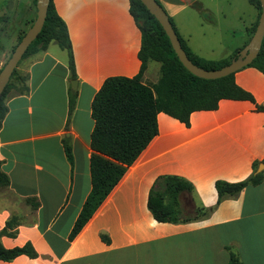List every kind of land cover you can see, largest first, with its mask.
Segmentation results:
<instances>
[{
	"label": "crops",
	"instance_id": "0c3cea01",
	"mask_svg": "<svg viewBox=\"0 0 264 264\" xmlns=\"http://www.w3.org/2000/svg\"><path fill=\"white\" fill-rule=\"evenodd\" d=\"M158 1L190 50L211 61L242 50L248 29L260 18L250 0ZM53 3L70 35L76 90L71 87L67 52L58 44L62 51H50L55 42L21 61L19 69L27 78L8 92V112L0 129L1 170L10 179V186L0 190V232L15 217L16 236H2V245L12 249L31 243L38 256L22 255L0 264H228L231 251L242 264H264V110L249 101L221 100L215 111L194 112L189 126L158 114V135L70 239L92 191L93 99L105 80L138 75L142 35L129 0ZM36 4L25 0L18 38L33 25ZM19 9L20 0H0V15L9 16L7 24ZM221 19L226 28H220ZM5 25L1 23L0 30ZM223 32L239 42L229 45L219 39L210 54L202 52ZM17 45L10 46L11 54ZM7 61L0 54V71ZM155 64L151 61L144 74L150 85L159 77L160 66ZM235 82L264 108L263 73L246 67L236 72ZM23 86L27 92L19 91ZM72 93L76 97L71 110ZM66 139L72 163L65 153ZM259 167L261 183L218 201L217 181L238 183ZM162 176L191 183L192 191L181 196L182 207L194 216L196 209L204 214L186 222H158L148 200ZM28 199H35L38 208Z\"/></svg>",
	"mask_w": 264,
	"mask_h": 264
},
{
	"label": "trees",
	"instance_id": "16d2710c",
	"mask_svg": "<svg viewBox=\"0 0 264 264\" xmlns=\"http://www.w3.org/2000/svg\"><path fill=\"white\" fill-rule=\"evenodd\" d=\"M156 1L161 5L158 0ZM36 2L37 0H35ZM129 2L130 14L142 35L138 55L142 63L141 69L138 75L133 78L114 77L105 80L93 99L92 118L95 125L91 135L93 154L90 159L92 191L73 227L70 239H74L80 233L124 177L129 167L136 162L142 152L158 135V114L165 113L189 126L190 117L194 112L215 111L220 101L225 99L249 101L255 105L257 110H264L262 106L256 103L250 93L236 84V73L214 80L202 79L191 74L179 61L169 38L156 18L140 0H129ZM250 2L259 10L261 16L262 6L260 1L250 0ZM169 19L189 59L205 70H219L227 66L234 58L238 57V53L241 51L238 50L231 57L219 61L199 57L190 50L178 33L172 19L170 17ZM8 21L9 16L0 18V24L5 25ZM258 23L259 21L248 29V43L256 31ZM24 35L25 33L21 36L20 41ZM52 42H55L67 52L71 78L76 80L74 53L68 28L58 15L53 0H50L43 29L29 46L22 60L30 55L46 51ZM151 61L160 64V78L155 84L150 85L144 82V74ZM248 67L256 68L264 74V38L258 56ZM16 71L15 69L0 100V129L8 112L5 99ZM19 91L27 92L28 87L23 86ZM75 97L76 94L72 93L71 110L74 106ZM64 149L68 160L72 163V149L67 139L64 141ZM262 180V174L256 173L255 168L254 172L244 181L238 183L217 181L215 188L218 201L221 202L228 196L236 197L247 186L257 185ZM9 186L10 179L1 170L0 162V190H5ZM192 189V184L180 177H159L150 191L148 200V207L154 218L162 223L191 220V216L181 217V196L183 193H190ZM27 202L34 209L39 206L35 199H28ZM200 214H204V211L196 209V215ZM196 215L194 217H197ZM17 226L18 222L14 217L6 223V226L0 232V260L2 261L9 262L22 255L29 258L38 256L31 243L12 249H6L2 245L1 237L16 236L17 232L14 231V228ZM103 239L106 242L108 241L106 236H103ZM228 264H242V262L237 254L231 251Z\"/></svg>",
	"mask_w": 264,
	"mask_h": 264
},
{
	"label": "water",
	"instance_id": "95a60500",
	"mask_svg": "<svg viewBox=\"0 0 264 264\" xmlns=\"http://www.w3.org/2000/svg\"><path fill=\"white\" fill-rule=\"evenodd\" d=\"M143 5L148 9V11L156 18L159 24L162 26L164 32L170 40L171 46L176 53L179 61L183 66L194 76L206 79L214 80L226 77L230 74H234L239 70L248 67L253 60L258 56L260 49L262 47V42L264 38V0H259L262 6L261 16L259 18V23L256 31L249 43L238 53V57L234 58L230 64L219 69L208 71L196 64H194L186 52L182 48L181 42L175 32L172 23L170 22L169 16L166 11L162 8L156 0H140ZM50 0H37V16L31 26V28L25 33L19 44L13 51L10 59L4 65L3 69L0 71V100L2 94L10 82V79L17 68L19 62L22 60L24 54L28 50L29 46L36 40L38 35L43 29L46 21L48 7ZM77 81L73 80L71 83L72 90H76ZM261 172V167L258 168L257 173Z\"/></svg>",
	"mask_w": 264,
	"mask_h": 264
},
{
	"label": "rangeland",
	"instance_id": "374dc122",
	"mask_svg": "<svg viewBox=\"0 0 264 264\" xmlns=\"http://www.w3.org/2000/svg\"><path fill=\"white\" fill-rule=\"evenodd\" d=\"M24 4H25V0H20V9L18 10V13L14 16L13 22H11V24L5 25L0 30V54H4L6 56L7 60H9L11 55H12L11 54V49L12 48H10V46H15L16 44H19L20 38L22 36V35H20V37L18 38V35L16 34V30H17L19 24L24 19V7H23ZM2 16H8V15L4 14ZM33 16H34V14H33ZM237 25H238L237 28H241V26H242L241 21H239L237 23ZM220 26H221L220 28H222V29L226 28L225 22L222 19H221ZM238 35L239 34L237 33L236 37L239 38ZM219 39H220V41L224 42L225 44H229V45L239 42V40H235L237 38L234 39V37H231L227 33L223 32L220 36L216 35V39L213 38L210 41V46L211 47H208L207 45H204V47L201 49L202 52H205L206 54H208V53L210 54L212 48H216L215 46H217V44H218L217 42H218ZM49 48H50V51H62L61 48L55 43L51 44ZM220 50L221 49L219 48L218 53L220 52ZM155 63H156L155 65L160 66L159 63H157V62H155ZM19 67H20V64L16 68V70H17L16 74L11 80V85H10L9 91L11 89H17L18 87H20L22 85V83L27 78L25 72L23 70H20ZM159 78H160V71H159V77H157L155 80L158 81ZM151 80L154 81V79H152V78H151ZM190 216H194V215L191 212H189V210L186 211L185 207H182L181 217L182 218H186V217H190Z\"/></svg>",
	"mask_w": 264,
	"mask_h": 264
}]
</instances>
